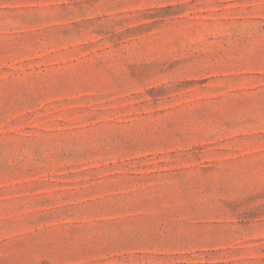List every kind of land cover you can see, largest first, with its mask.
<instances>
[{
  "label": "rangeland",
  "instance_id": "obj_1",
  "mask_svg": "<svg viewBox=\"0 0 264 264\" xmlns=\"http://www.w3.org/2000/svg\"><path fill=\"white\" fill-rule=\"evenodd\" d=\"M0 264H264V0H0Z\"/></svg>",
  "mask_w": 264,
  "mask_h": 264
}]
</instances>
